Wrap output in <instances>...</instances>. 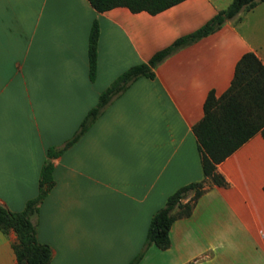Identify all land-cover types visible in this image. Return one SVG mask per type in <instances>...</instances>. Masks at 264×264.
Here are the masks:
<instances>
[{"label": "crops", "instance_id": "0c3cea01", "mask_svg": "<svg viewBox=\"0 0 264 264\" xmlns=\"http://www.w3.org/2000/svg\"><path fill=\"white\" fill-rule=\"evenodd\" d=\"M239 11L161 59L113 96L63 147L99 93L223 9L182 0L155 14L87 0H0V205L20 211L37 192L46 150L53 184L30 220L48 264H264V139L255 133L216 165L225 186H207L168 229L169 246L145 245L151 214L202 172L191 127L205 96L229 85L239 57L264 65V41L239 30ZM97 24L88 76L89 28ZM13 231L0 232V264H16Z\"/></svg>", "mask_w": 264, "mask_h": 264}, {"label": "trees", "instance_id": "16d2710c", "mask_svg": "<svg viewBox=\"0 0 264 264\" xmlns=\"http://www.w3.org/2000/svg\"><path fill=\"white\" fill-rule=\"evenodd\" d=\"M96 11L102 12L112 7L123 6L131 12L145 11L155 14L182 0H87ZM263 0H230L228 5L218 10L196 30L175 39L168 46L153 53L144 62L130 66L117 75L102 90L96 104L83 116L78 128L63 147L72 144L91 125L109 100L122 92L134 79L144 76L153 77L155 65L176 49L213 32L239 11H247ZM97 24L92 21L88 33L87 59L88 76L95 72ZM191 131L195 138L199 156L202 179L184 184L166 198L161 207L150 216L145 245L158 249L169 246L168 229L174 219L189 215L195 200L207 186H225L226 182L217 172L216 165L230 155L255 133L264 139V65L250 51L243 53L236 61L228 87L215 96L209 91L202 104V116L193 124ZM62 149L48 148L37 180V192L28 199L20 211H10L0 205V232L13 231L11 242L16 264H48L50 248L35 238L34 225L30 218L37 211V205L46 196L53 184L52 164L48 158L55 157ZM138 255L127 264H134Z\"/></svg>", "mask_w": 264, "mask_h": 264}, {"label": "rangeland", "instance_id": "374dc122", "mask_svg": "<svg viewBox=\"0 0 264 264\" xmlns=\"http://www.w3.org/2000/svg\"><path fill=\"white\" fill-rule=\"evenodd\" d=\"M222 7H226L230 0H219ZM243 35L253 38L257 41H264V0L257 2V6L244 12L242 19L235 22Z\"/></svg>", "mask_w": 264, "mask_h": 264}]
</instances>
